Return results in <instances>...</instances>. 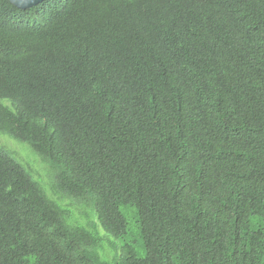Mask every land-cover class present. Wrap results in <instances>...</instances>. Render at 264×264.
<instances>
[{"label": "trees", "instance_id": "obj_1", "mask_svg": "<svg viewBox=\"0 0 264 264\" xmlns=\"http://www.w3.org/2000/svg\"><path fill=\"white\" fill-rule=\"evenodd\" d=\"M0 264H264V0H0Z\"/></svg>", "mask_w": 264, "mask_h": 264}, {"label": "water", "instance_id": "obj_2", "mask_svg": "<svg viewBox=\"0 0 264 264\" xmlns=\"http://www.w3.org/2000/svg\"><path fill=\"white\" fill-rule=\"evenodd\" d=\"M14 5L26 9L38 5L44 0H10Z\"/></svg>", "mask_w": 264, "mask_h": 264}, {"label": "clouds", "instance_id": "obj_3", "mask_svg": "<svg viewBox=\"0 0 264 264\" xmlns=\"http://www.w3.org/2000/svg\"><path fill=\"white\" fill-rule=\"evenodd\" d=\"M43 2V1H42ZM40 4V3H39ZM36 6V5H35ZM32 7H34V6H32ZM32 7H30V8H32ZM27 9V8H26ZM9 143H11L12 145H14L15 147H17V148H21L22 149V146L19 144V143H17V142H12L11 140H9L8 141Z\"/></svg>", "mask_w": 264, "mask_h": 264}, {"label": "rangeland", "instance_id": "obj_4", "mask_svg": "<svg viewBox=\"0 0 264 264\" xmlns=\"http://www.w3.org/2000/svg\"><path fill=\"white\" fill-rule=\"evenodd\" d=\"M129 221H130L131 224L134 223V220H133V218H131V217L129 218ZM138 247H140V246H138ZM140 253L142 254V256L145 255V251H144V250L142 251V250L140 249Z\"/></svg>", "mask_w": 264, "mask_h": 264}]
</instances>
